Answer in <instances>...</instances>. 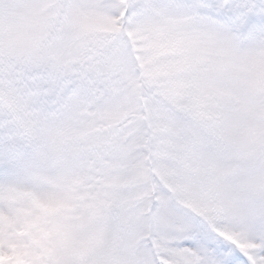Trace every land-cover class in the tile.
<instances>
[{
  "label": "snow or ice",
  "instance_id": "1",
  "mask_svg": "<svg viewBox=\"0 0 264 264\" xmlns=\"http://www.w3.org/2000/svg\"><path fill=\"white\" fill-rule=\"evenodd\" d=\"M0 264H264V0H0Z\"/></svg>",
  "mask_w": 264,
  "mask_h": 264
},
{
  "label": "rangeland",
  "instance_id": "2",
  "mask_svg": "<svg viewBox=\"0 0 264 264\" xmlns=\"http://www.w3.org/2000/svg\"><path fill=\"white\" fill-rule=\"evenodd\" d=\"M221 198L225 201H228L231 199V192L228 191L227 189L224 190L221 193ZM233 217V213L231 211H227V212H217L216 215V219L218 221H222V222H227L229 221L231 218Z\"/></svg>",
  "mask_w": 264,
  "mask_h": 264
},
{
  "label": "clouds",
  "instance_id": "3",
  "mask_svg": "<svg viewBox=\"0 0 264 264\" xmlns=\"http://www.w3.org/2000/svg\"><path fill=\"white\" fill-rule=\"evenodd\" d=\"M249 198L253 200L256 199V193H250Z\"/></svg>",
  "mask_w": 264,
  "mask_h": 264
}]
</instances>
